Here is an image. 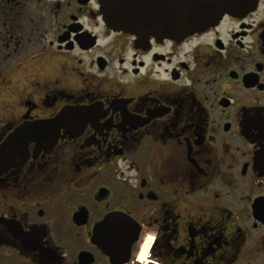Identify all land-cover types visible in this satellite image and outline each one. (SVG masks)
<instances>
[{"label":"flooded vegetation","instance_id":"flooded-vegetation-1","mask_svg":"<svg viewBox=\"0 0 264 264\" xmlns=\"http://www.w3.org/2000/svg\"><path fill=\"white\" fill-rule=\"evenodd\" d=\"M210 1L0 0V264H264V0Z\"/></svg>","mask_w":264,"mask_h":264},{"label":"water","instance_id":"water-1","mask_svg":"<svg viewBox=\"0 0 264 264\" xmlns=\"http://www.w3.org/2000/svg\"><path fill=\"white\" fill-rule=\"evenodd\" d=\"M120 1V0H119ZM184 12L182 30L188 32L192 29H198L212 23L221 9L211 8L210 0H184ZM102 12L105 22L112 28L123 30L129 33H135L140 37L150 34L145 31L143 24H137V18H133L125 12H117L115 0H101ZM181 20V17H180ZM160 30V28L158 29ZM153 34H156L155 32ZM111 216L104 219V226L111 221Z\"/></svg>","mask_w":264,"mask_h":264},{"label":"rangeland","instance_id":"rangeland-1","mask_svg":"<svg viewBox=\"0 0 264 264\" xmlns=\"http://www.w3.org/2000/svg\"><path fill=\"white\" fill-rule=\"evenodd\" d=\"M46 10V9H45Z\"/></svg>","mask_w":264,"mask_h":264}]
</instances>
